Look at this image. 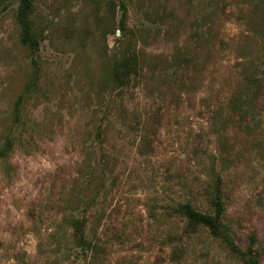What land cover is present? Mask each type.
I'll list each match as a JSON object with an SVG mask.
<instances>
[{"label":"rangeland","instance_id":"374dc122","mask_svg":"<svg viewBox=\"0 0 264 264\" xmlns=\"http://www.w3.org/2000/svg\"><path fill=\"white\" fill-rule=\"evenodd\" d=\"M18 7L0 0V264H243L174 210L214 214L219 186L264 264V0H33L35 54Z\"/></svg>","mask_w":264,"mask_h":264},{"label":"trees","instance_id":"16d2710c","mask_svg":"<svg viewBox=\"0 0 264 264\" xmlns=\"http://www.w3.org/2000/svg\"><path fill=\"white\" fill-rule=\"evenodd\" d=\"M19 7L16 14V21L21 30V42L35 54L39 51L40 43L34 30L33 20L31 18L33 11V0H18ZM126 7L122 4V20L120 31L125 32L126 22ZM139 56L136 52L130 51L126 58L113 70V80L116 84H120L122 87L128 86L130 82L138 75L139 69ZM34 84V83H33ZM32 84V85H33ZM23 98L19 97L18 104H22ZM254 108L249 106V111L246 112L239 105H231V113L237 115L240 119H245L250 116ZM221 182V178L218 177V185ZM220 189V186L218 187ZM218 194L212 199L214 214H205L196 210L190 204H180L174 210L186 218L193 225L205 227L210 230L211 234L225 242L232 252L242 261L243 264H260V256L256 249H254V238H252L251 244L242 249L238 247L231 239L229 229L223 222L224 207L222 204L220 190ZM73 235L75 237L77 246L85 248L89 243L85 236V220L78 218L72 219Z\"/></svg>","mask_w":264,"mask_h":264}]
</instances>
